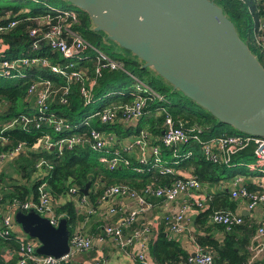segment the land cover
<instances>
[{
	"label": "built area",
	"instance_id": "obj_1",
	"mask_svg": "<svg viewBox=\"0 0 264 264\" xmlns=\"http://www.w3.org/2000/svg\"><path fill=\"white\" fill-rule=\"evenodd\" d=\"M238 1L244 2V0ZM47 9L49 13L44 16L28 19L35 22V27L29 32L31 50L36 52L35 56L9 58L3 54L4 45L0 42V79L11 80L13 83L27 80L26 93L29 101L23 112L0 127V168L12 160L16 153L22 152L25 146V143L20 142L12 149L4 151V147L10 140L7 131L12 129H19L25 133H41L42 138L34 145L33 150L50 151L57 157L80 146L87 147L99 155V162L110 171L129 166V159L122 153L131 155L134 149L140 152L139 163L144 166L148 165L149 161L145 154L149 151L153 157L152 167L158 169L161 175H172L173 166L193 156L191 149L193 146H199L200 152L208 162L229 167L232 165L230 163L232 154L248 142H254L257 146L255 164L245 166L250 172L261 175L247 177L249 180L252 179V184L258 186L260 191H248L245 188L248 180L241 175L231 180L230 196L241 205L243 204L247 211H254L257 208L264 209V169H261L264 166V138L230 134L203 139L201 127L193 125L186 130L181 124L175 125L168 114L159 138L160 146L152 145L154 140L150 139L145 130L125 141L115 135L104 134L93 125L95 122L105 125L117 119L121 122H128L132 119H139L144 114L147 101L149 98L153 100L152 95L155 93L136 79L137 84L134 91L128 93L133 98L131 103L100 107L73 123L59 116L53 107L67 104L74 84L79 86V95L84 108L98 101L104 103V99L114 93L95 97L96 80L100 78L102 70H123V65L107 57L71 30L68 21L76 23L78 12L52 7H47ZM19 22L18 20H12L7 24L0 22V36L14 28ZM260 29H264V21L260 24ZM262 41V38H256V43L264 53ZM43 49H46L49 54H57L58 58L37 55ZM87 63L91 65L88 66ZM160 98H158L159 101H162ZM2 101L0 99V112L4 106ZM114 145H120L121 150H111ZM180 146H186L189 149H186L184 154H179L177 151ZM161 147L173 149V161H164L160 157ZM43 163H39L38 167ZM135 171L138 172L140 169L135 168ZM180 175V178L173 183L160 187L146 186L139 191L127 185H111L105 188L98 204L106 203L105 216H114L116 220L106 223L101 231L94 235L84 233L83 226L77 223L70 232L69 253L62 258L38 255L36 253L37 241L13 232V217L17 210L23 213L34 211L48 219L49 224L54 228L58 226L63 217L56 212L58 204L57 206L54 204V199L45 183L39 185L37 199L24 202L14 199L7 203L4 209L0 206V238L14 239L18 244V264H68L74 255L91 251L95 246L103 245L106 240H110L116 248L128 253L131 257L130 252L135 261L149 264L147 253L152 227L150 223H146L137 228L135 224L138 223L140 216L147 213L150 216L155 208L161 207L165 237L170 240L190 232L189 213L195 208H203L210 193L208 187L196 177L185 175V173H180ZM67 195L75 197L76 211L84 219L96 210L89 204L85 195L78 194L77 188H69ZM116 198H123L124 201L128 199L133 204L128 208L123 203H113ZM209 220L212 224L223 226L226 232L243 224L242 215L236 210L215 211ZM263 240L264 226H261L258 227L253 239V242H257L254 248L255 255H251L249 260L242 264H252L256 255L264 248L261 243ZM214 260L211 252L199 248L189 256L187 263L216 264ZM96 264H106V261L102 259Z\"/></svg>",
	"mask_w": 264,
	"mask_h": 264
},
{
	"label": "trees",
	"instance_id": "obj_2",
	"mask_svg": "<svg viewBox=\"0 0 264 264\" xmlns=\"http://www.w3.org/2000/svg\"><path fill=\"white\" fill-rule=\"evenodd\" d=\"M13 5L0 8V22L9 23L12 20L20 21L14 28L0 36V42L4 45L3 54L9 58L15 57H32L36 52L31 50V40L29 32L35 27V22L28 20L31 17L42 16L49 13L47 7L43 5L34 8L29 7L28 0H14ZM218 5L226 17L234 24L240 39L249 46L252 44L253 49L257 51V58L264 69V53L262 48L256 43V38L263 39L261 44L264 45V29H260V24L264 21V0H213ZM35 3H38L35 1ZM40 6V7H39ZM53 8V7H52ZM71 30L81 36L91 45L98 44L101 40V33H95L91 28V22L85 13L78 12L77 22L68 21ZM41 56H51L58 58L57 54H49L46 49L37 53ZM119 62L123 65V70L111 71L104 69L100 78L96 80L95 97L106 96L109 93L114 95L108 96L101 107L110 106L111 104L131 103L133 98L128 93L134 91H120L117 83L127 75L133 79L134 72L144 73L141 66L132 61L122 59ZM90 66V63H87ZM143 85L151 90L149 84H146L142 78L140 81ZM27 80L13 83L5 87H0V99L3 100L4 106L0 112V127L9 120L16 117L19 113L18 109L21 105L26 107L28 101L26 89ZM149 94V92H148ZM148 96L147 94H144ZM162 97V96H161ZM149 98V97H148ZM81 96L79 95V86L74 84L71 93L68 96L66 105H58L53 107L57 114L65 118L68 122L73 123L80 120L88 112V107L82 105ZM157 99V98H156ZM184 101H174L172 98L163 97L162 101L158 99H150L147 101V108L144 114L139 118L135 125L129 128L124 127L119 119L112 123L100 124L93 123L101 132L112 134L121 140L131 139L140 131L145 130L153 141V145L160 146L159 138L163 130L164 120L168 114L175 125H182L188 130L193 125H198L203 129V139L209 137H217L220 135H230V133L217 132L216 126L224 125L218 123L209 113L202 110L193 102L183 97ZM153 102H157L156 106ZM23 112V111H22ZM79 112V118L75 117V113ZM10 136L8 144L4 147V151L12 149L17 143L23 142L25 146L22 152L16 153L14 158L8 161L7 167L12 168L13 172L19 176V180H15L13 175L5 181L6 169L0 174V204H5L14 199L22 202L35 200L38 197V187L45 183L52 199H59L61 196L68 194L71 187L77 188L78 194L82 188L89 183L90 187L86 198L93 208L106 203L98 204V200L103 190L111 185H127L134 190H142L146 186L160 187L165 184L173 183L180 178L181 171L188 175L196 177L201 183L209 189V194L204 207L195 208V214L192 220V245L197 246L203 251L211 252L214 255L216 264H242L249 260L251 253L247 250L249 241L254 234L255 227H249L242 215L243 224L235 226L230 232H226L221 225H215L210 222V216L215 211H235L238 201L230 196V188H224L221 183L223 180H231L236 176H261L257 173L249 175L244 174L246 164L256 161V144L248 142L235 154H232L230 163L227 167L223 164H213L205 160L200 152L199 146L191 147L193 156L188 159L181 160L178 165L173 166L174 173L172 175H161L158 169L152 167L153 157L148 156L149 164L144 166L139 163L140 152L134 149L131 155L122 153L129 159L130 165L110 171L107 167L99 162V155L93 153L87 147H78L72 151L65 152L62 156L57 157L50 151H34V145L42 138L39 132L25 133L19 129L7 131ZM113 149L121 150L120 145H114ZM189 147H178V153L184 154ZM109 156V155H106ZM160 157L164 161H173V149L160 148ZM44 162L40 167L38 164ZM135 168L140 169L136 172ZM264 169V168H261ZM38 172V176L35 174ZM1 185H4L3 188ZM8 185V186H7ZM245 188L250 192H258V186L253 185L249 180L246 181ZM56 212L62 215L67 221L70 232L77 223L84 219L78 214L73 201L70 199L62 205L56 207ZM144 224L139 221L135 226L140 228ZM214 231H218L217 235H213ZM96 234V233H95ZM14 234H12L13 236ZM18 244L14 239L5 240L0 238V264H18ZM192 254L190 250L183 247L177 239H168L165 237L163 223L154 224L152 235L148 242V260L154 264H176L182 262L187 263V259ZM136 264H141L136 260Z\"/></svg>",
	"mask_w": 264,
	"mask_h": 264
},
{
	"label": "water",
	"instance_id": "obj_3",
	"mask_svg": "<svg viewBox=\"0 0 264 264\" xmlns=\"http://www.w3.org/2000/svg\"><path fill=\"white\" fill-rule=\"evenodd\" d=\"M64 1L88 16L90 30L134 55L142 69H151L218 123L264 138V69L213 0ZM89 187L81 193L86 196ZM13 220L37 241L38 255L69 253L65 219L54 228L34 211H17Z\"/></svg>",
	"mask_w": 264,
	"mask_h": 264
},
{
	"label": "crops",
	"instance_id": "obj_4",
	"mask_svg": "<svg viewBox=\"0 0 264 264\" xmlns=\"http://www.w3.org/2000/svg\"><path fill=\"white\" fill-rule=\"evenodd\" d=\"M106 99V98H105ZM104 99V100H105ZM101 107V106H100ZM99 107V108H100ZM98 109V108H97ZM138 121L139 123V119H132L128 122H122L124 123V127L129 128L131 125H135V123ZM105 134V133H104ZM132 138V136L130 137ZM123 144V143H122ZM153 145V143H152ZM155 146V145H154ZM113 149V147L111 148V150ZM151 155L150 152L148 151L145 154L146 159L148 160V156ZM141 158V157H140ZM6 165V164H5ZM5 165L3 167L0 168V174L3 172L5 168ZM9 168V167H8ZM7 170V169H6ZM182 173H185L184 171H181ZM12 175H15V173L9 172L7 170V172H5V181H7V179L9 177H12ZM249 177V176H248ZM247 180H249V178L246 177ZM232 180V179H231ZM231 180L227 181V180H223V182L221 183V185H223L224 188H229L230 182ZM252 183V179L249 180ZM4 185H1V187L3 188ZM8 186V185H7ZM89 190V189H88ZM2 195H0V199H1ZM72 200L74 203V206L76 205L75 202V197H72L70 195H64L61 196L59 199H57V201H55L56 199H54V204L57 206L58 205H62L64 203H66L68 200ZM123 203L124 205H126L128 208L132 206V202L129 201L128 199H126L124 201L123 198H116L113 203ZM9 203V202H7ZM0 204V206L2 207V209H4L8 204ZM107 205H99L98 209L96 208V210L90 214L87 215V218L80 220L78 223H80L83 226V231L84 233L87 234H92L94 235L95 233H99V231H101V229L103 228V226L106 223H110L113 222L114 220H116V217H106L105 216V209ZM76 208V206H75ZM18 211V210H17ZM15 211V212H17ZM236 211H239L241 213V215H243L245 217V222H247V225L249 227L254 226L255 227V231L254 234L252 235L249 244L247 246V250L251 253L252 256L255 255V251L254 248L257 245V242L254 241V235L258 229V227L264 226V209L262 208H257L254 211H247L244 208V205L239 202L236 208ZM104 214V215H103ZM195 214V210L193 209L188 217L191 219L190 221V232L189 233H185L183 235L180 236H176L174 237L175 239H177V241L179 243H181V245L183 247H186L188 250H190V252L194 253V251H196L197 249H199L197 246H193L192 242L193 239L191 238V233H192V220L194 219L193 216ZM161 215H162V209L161 207L155 208L152 213H150V216L147 214H145L144 216H140L139 221H143L144 224L146 223H150L152 229L154 228V224H160L162 223L161 220ZM14 223V228H13V232L16 235H22L24 234L20 227L18 225ZM218 231H214L213 235H217ZM25 235V234H24ZM151 235H152V231H151ZM150 235V238H151ZM27 237V235H25ZM261 243L264 245V240L261 241ZM129 252V251H128ZM129 254L131 255V257L128 255V253L122 252L120 251L118 248L115 247V245L110 241V240H106L105 243L101 246H95L93 250L85 252V253H78L76 255H74L68 262V264H96L97 262H99L100 260H105L106 264H136L135 259H133V255L129 252ZM149 264H154L152 263V261ZM252 264H264V248L263 250L258 253L256 255V257L254 258Z\"/></svg>",
	"mask_w": 264,
	"mask_h": 264
},
{
	"label": "rangeland",
	"instance_id": "obj_5",
	"mask_svg": "<svg viewBox=\"0 0 264 264\" xmlns=\"http://www.w3.org/2000/svg\"><path fill=\"white\" fill-rule=\"evenodd\" d=\"M35 1H37L38 3H35ZM14 0H0V8H4L7 6H11L14 4ZM28 5L29 7H38V5L43 6L45 5H49L52 6L53 8H60V9H67V10H73L76 12H80L79 9L69 5L66 1L64 0H28ZM39 6V7H40ZM81 13V12H80ZM44 16V15H42ZM97 49H99L102 53H104L107 57L116 60V61H120L122 59H131L133 61H136L137 63H139L141 66H143V63L138 60L136 57H134V55H132L131 53H128L124 50H122L117 44L109 41L108 39H106V37H102L100 42L98 44L94 45ZM248 47L250 49V51L257 56V51H255L253 49L252 44ZM140 78H142V80L146 83L149 84L151 87V90L155 93L154 95H152V98L157 100L158 98H160V100H163V97H167V98H172L174 101L177 100H181V101H186L183 99V96L179 94L178 91H174L172 89V87L165 82L163 79H161L160 77H158L153 71H151V69H147L146 71H144V73L140 74L139 72H134V76L133 79L140 81ZM13 84V81L11 80H7V79H0V87H5L7 85ZM117 86L119 88L120 91L126 92V91H130L135 87V84L133 82V80L131 79L130 76H126L124 78H122L118 83ZM157 98V99H156ZM159 100V99H158ZM154 101V100H153ZM153 105L156 106L157 102H153ZM102 105L101 102H96L93 105H90L88 108V112H93L95 111L97 108H99ZM25 106L21 105L20 108L18 109L19 112H22L25 110ZM75 117L79 118V112H76ZM216 131L217 132H223V133H230V134H238L240 132L234 130L232 127L227 126V125H219L216 126ZM252 165L255 164L254 161L251 162ZM7 167V164L5 165V168ZM264 168V166H263ZM9 172H12L13 169L12 168H6ZM244 174L245 175H249L251 174V172L244 168ZM35 176H38V172L35 174ZM15 180H19V176L18 175H13ZM248 177V176H245ZM234 179V178H233ZM24 235V234H22Z\"/></svg>",
	"mask_w": 264,
	"mask_h": 264
}]
</instances>
